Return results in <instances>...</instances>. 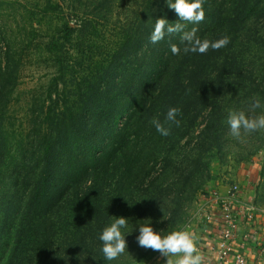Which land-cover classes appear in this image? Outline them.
I'll use <instances>...</instances> for the list:
<instances>
[{
  "label": "trees",
  "instance_id": "trees-1",
  "mask_svg": "<svg viewBox=\"0 0 264 264\" xmlns=\"http://www.w3.org/2000/svg\"><path fill=\"white\" fill-rule=\"evenodd\" d=\"M202 6L204 19L192 24L180 21L165 0H146L129 17L127 29L116 33L113 45L94 59L81 51L76 55V47L67 48L63 58L56 47L55 97L46 92L47 105L20 136L5 127L4 117L22 56L9 42L4 44L0 176L6 173L11 187L1 189L0 224L5 229L13 225L15 231L10 260H33L39 253L46 264L48 239L62 220L58 212L72 205L96 214L105 208L107 188L115 196L111 202L140 194L127 199L140 226H145L142 213L149 208L168 204L172 216L177 215L208 180L211 151H221L230 138L229 112L242 111L251 118L264 114V0H204ZM159 18L183 24L182 31L195 27L202 40L227 35L230 42L204 54L184 53L176 32L153 44L149 37ZM82 20L79 30L88 29L90 20ZM77 30L64 24L62 40L69 42ZM172 45L181 51L173 55ZM77 66L81 69L73 73ZM257 98L262 106L254 108ZM170 107L180 109L179 126L165 122ZM153 118L170 127L168 136L156 132ZM244 134L252 148L246 154L264 147V129H242ZM7 236L13 238V232ZM152 251L144 248L140 256ZM125 259L103 264L129 263Z\"/></svg>",
  "mask_w": 264,
  "mask_h": 264
},
{
  "label": "rangeland",
  "instance_id": "rangeland-1",
  "mask_svg": "<svg viewBox=\"0 0 264 264\" xmlns=\"http://www.w3.org/2000/svg\"><path fill=\"white\" fill-rule=\"evenodd\" d=\"M145 2L146 0H0V50H4V44L9 42L22 56L19 78L6 104L5 127L15 130L16 136L27 133L32 117L40 113L43 105H47L46 92L51 91L52 97H55L53 82L57 77L58 63L54 56L56 47L61 51L58 56L63 58V52L67 48L73 51L74 47L78 49L74 50L76 55L79 51L84 57L93 59L103 55V51L117 39L116 33L127 29L129 17L140 11V6ZM84 18L90 20V25L88 29L79 30V24ZM64 24L78 28L69 42H64L61 38L60 29ZM69 61L70 57L67 62ZM87 63L86 61L83 65L86 67ZM79 69L81 67L78 66L74 70L71 68L73 73ZM249 145L246 134L241 135L240 140L230 135L221 151H211L209 160L207 159L209 178L192 201L182 205V210L175 216H172L168 204L160 206L156 211L149 208L142 213L145 226H151L161 236L172 231H193V227L201 221L200 213L210 193L217 191L218 185H231L232 182L245 185V200L254 207L255 217L258 214L264 221V147L253 149L248 155L246 151ZM3 171L5 173V169ZM9 187L11 183L5 173L4 178L0 176V193L2 188L6 190ZM108 192L107 188L104 210L102 207L96 214L90 209L80 210L72 205L63 207L58 212L57 217L62 220L55 226L52 224L47 227L50 229L54 226L51 238L48 239L50 253L46 264L107 263L100 251L102 242L98 236L118 217L126 219V228L121 231L122 235H126L127 246L125 252L115 260L126 258L125 260H129L127 264H155L156 261L164 264L166 257L159 251L153 250L146 256H140L144 250L136 240L140 225L137 219L134 220L135 209L127 200L132 197H119L120 200L111 202L115 196L111 195L113 192ZM139 195L136 193L132 199L141 198ZM1 215L4 213L0 210V217ZM12 226L5 229L0 224V264H43L39 253L33 260L26 261L24 257L10 260L15 236ZM12 232L13 238L10 239L7 235ZM35 254L37 253H32ZM180 255L182 254L170 255L169 259L175 264Z\"/></svg>",
  "mask_w": 264,
  "mask_h": 264
},
{
  "label": "clouds",
  "instance_id": "clouds-1",
  "mask_svg": "<svg viewBox=\"0 0 264 264\" xmlns=\"http://www.w3.org/2000/svg\"><path fill=\"white\" fill-rule=\"evenodd\" d=\"M169 9H174L178 14L180 21H187L192 24H197L204 19V0H165ZM184 25L181 23L168 24L163 18L156 19L153 31L150 34L149 41L153 44L162 40L166 33L180 32L181 43L184 44L182 51L184 53H200L204 54L209 48L216 50L227 46L230 38L225 35L213 41L200 39L196 35V28L182 31ZM181 51L176 45L171 46V52L176 55ZM261 107V100L257 98L253 105ZM180 109L176 107L168 108L165 113V122L179 126L180 121L176 118ZM227 125L230 135L236 139H241V130L245 133L256 132L264 129V114L258 115L255 118L246 117L244 112L230 111L227 117ZM150 123L154 126L157 133L161 136L170 134V127H165L158 119L153 118ZM139 202V201H138ZM126 228V219L118 217L109 226L105 227L98 236L102 242L100 251L103 254V259L106 261L115 260L118 256L125 252L126 240L122 235V229ZM139 234L136 237L139 246L150 248L166 257L165 264H172L170 255L182 254L175 261V264H202L203 257L198 251L195 241L197 237L190 231H172L165 236L157 231H154L151 226L138 227Z\"/></svg>",
  "mask_w": 264,
  "mask_h": 264
},
{
  "label": "built area",
  "instance_id": "built-area-1",
  "mask_svg": "<svg viewBox=\"0 0 264 264\" xmlns=\"http://www.w3.org/2000/svg\"><path fill=\"white\" fill-rule=\"evenodd\" d=\"M240 191L238 183L229 185L225 195L217 191L210 193L209 199L200 213L204 222H217L220 225V233L216 239L217 259L219 263L225 264L231 259V264H246L243 254L231 252V247L237 238V228L246 224L254 228L255 209L252 205L239 206L235 200L236 193ZM247 233L243 238L247 239Z\"/></svg>",
  "mask_w": 264,
  "mask_h": 264
},
{
  "label": "crops",
  "instance_id": "crops-1",
  "mask_svg": "<svg viewBox=\"0 0 264 264\" xmlns=\"http://www.w3.org/2000/svg\"><path fill=\"white\" fill-rule=\"evenodd\" d=\"M235 183V182H232ZM240 185V191L236 193L235 200L239 206H247L245 185ZM229 185L220 184L217 186V192L225 195ZM193 233L197 239L196 247L203 257L202 264H217V247L216 239L220 233V225L217 222H198L193 227ZM250 236L243 238L245 234ZM232 244L231 252L241 253L245 257L246 264H264V221L257 214L255 217L254 228H250L246 224L237 228V238ZM166 262V261H165ZM164 262V264H165ZM231 259L225 264H231ZM155 264H159L158 261ZM172 264H174L172 262Z\"/></svg>",
  "mask_w": 264,
  "mask_h": 264
}]
</instances>
